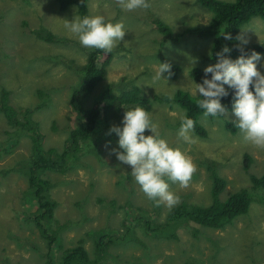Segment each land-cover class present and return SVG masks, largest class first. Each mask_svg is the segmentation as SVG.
<instances>
[{
    "label": "rangeland",
    "instance_id": "obj_1",
    "mask_svg": "<svg viewBox=\"0 0 264 264\" xmlns=\"http://www.w3.org/2000/svg\"><path fill=\"white\" fill-rule=\"evenodd\" d=\"M148 2L151 7L147 10L126 11L115 0L86 1L87 16L102 15L106 22L122 23L126 32L112 52L105 80L94 88L86 104L109 83L136 85L149 101L146 111L152 113L161 138L190 156L197 166L189 187L181 188L170 182L180 203L210 204L208 167L215 169L226 182L222 199L219 197L223 201L250 186L248 174L264 173V150L245 142L239 130L229 134L220 119V122L202 119L201 122L206 121L203 125L206 136L192 134L197 139L195 144L189 145L177 138L181 110L174 105L159 104L153 97H168L177 89L193 95L195 83L188 72L206 67L210 40L185 36L173 43L156 31L152 21L158 19L174 35L187 27L207 24L211 14L194 0ZM59 6L58 0H0V91L8 92L9 104L18 110L32 109L45 100L46 106L34 111L32 119L44 136L43 147L57 150H61L68 130L75 124L67 100L77 76L67 66L83 64L89 51L63 27V20L71 22L79 16L76 6L64 11ZM40 27L62 42L50 44L34 38L31 31ZM242 31H246L243 35L248 43L241 46L264 43V21L259 18L253 17L242 25L238 35ZM260 56L257 69L264 74V54ZM164 60L179 66L175 80L164 73L161 79H154L158 63ZM151 134L148 130L144 132L145 136ZM13 136H16V145L6 154L3 149L6 151L8 144L13 143H7ZM117 141L114 133L109 138L94 135L81 159L67 171L43 175L51 184L50 197L56 203L52 228L61 227L58 232L61 250L52 255L58 257L62 250L80 243L94 259L93 238L107 234L120 242L108 249L105 264H264V205L261 203H251L245 215L223 229L189 225L191 229H178L177 240L145 233L140 228L141 221L136 220V210L129 209L127 203L151 214L154 225L164 221L169 209L164 205L154 207L131 176L130 166L110 154L113 148L119 151ZM29 148L28 138L10 128L0 114V264H44V255L49 250L26 216L23 193L27 184L23 166L30 157ZM245 153L253 159L247 172L241 168ZM109 201H114L113 207ZM125 226L132 230L137 241L123 242Z\"/></svg>",
    "mask_w": 264,
    "mask_h": 264
},
{
    "label": "trees",
    "instance_id": "obj_2",
    "mask_svg": "<svg viewBox=\"0 0 264 264\" xmlns=\"http://www.w3.org/2000/svg\"><path fill=\"white\" fill-rule=\"evenodd\" d=\"M86 1L58 0V3L62 11L69 6H76L78 15L83 17L87 15ZM194 2L211 14L207 24L187 27L181 33L173 35L170 28L158 19H154L152 23L158 33L173 43H177L185 36L210 40L206 67L217 62L216 53L221 52L225 46L230 49V52L225 54L227 58L232 60L238 58L241 55L240 51L237 50V45H240V42L235 37L238 35L239 28L253 17L264 21V0H233L230 2L194 0ZM225 31L232 39L225 40L223 38L221 34ZM31 34L41 42L50 44L62 42L48 30L41 27L31 31ZM240 47L244 49L245 54H250L251 51L264 54V43L246 47L240 45ZM112 56V52L106 54L101 50L89 49L83 64L67 66L77 76L76 83L70 89L67 100L75 124L68 130L61 150L43 147L44 136L39 130L38 123L32 119L34 111L43 109L46 106L45 100L34 106L33 109L18 110L8 104V92L5 90L0 91V114L10 128L20 131L30 142V157L23 166V177L27 184L23 198L27 207V220L34 226L39 236L45 240L49 249L47 254L44 255V264H105L109 254L108 249L120 242L115 237L107 234L96 235L93 238V249L96 255L94 259L89 257L80 243L62 250L58 257L52 255V253L61 250L58 243V232L61 227L52 228L56 203L50 197L51 184L43 178V175L47 172L64 173L70 165L77 163L86 152L85 146L92 140L94 135L109 138L112 135L109 134L112 122H116L119 127L123 126L121 121L124 111L135 106H141L147 110L149 101L143 97L140 89L134 84L126 85L121 82L105 85L86 104V100L93 94L94 88L105 80L107 67ZM165 62L171 66V75L169 76L167 72L164 74L175 80L180 71L179 66L165 60L162 63ZM206 67L202 69L192 68L188 72L193 83L199 84L202 83L204 78H211V74L205 77L204 69ZM225 88L229 91V96L221 98V104L227 109L228 115L227 118L222 117L219 119L224 130L233 135L236 134L237 128L231 122L233 120L230 114L232 111V93L227 87ZM173 93L174 98L171 100L167 96H154L153 100L159 104L170 107L174 105L180 110H186L188 117L196 122L193 134L197 137H205L206 132L200 123L203 110L199 109L195 103L198 97L180 89L175 90ZM197 96H199V93H197ZM11 141L12 144L9 143ZM16 142V136H13L7 142L9 144L6 151L3 149V152L10 153ZM252 162L253 159L248 154H243L241 160L242 170L247 172L248 166ZM207 172L211 183L209 188L210 204L200 206L180 203L166 212L164 221L160 224L154 225V222L150 219L151 214H147L139 207L127 203L129 209L136 210L138 214L136 220L142 223L140 228L145 233L153 234L158 238L177 240L176 234L181 227L194 225L212 230L223 229L225 226L230 225L234 219L245 215L251 203L264 205V173L260 176L248 174L249 187L237 190L228 195L223 201H220L226 182L218 176L215 169L208 167ZM109 204L113 207L114 201H109ZM120 207L118 206V208ZM123 209L125 211V208ZM131 241L137 240L132 230L125 226L123 242Z\"/></svg>",
    "mask_w": 264,
    "mask_h": 264
},
{
    "label": "clouds",
    "instance_id": "obj_3",
    "mask_svg": "<svg viewBox=\"0 0 264 264\" xmlns=\"http://www.w3.org/2000/svg\"><path fill=\"white\" fill-rule=\"evenodd\" d=\"M115 2L126 11L147 10L151 7L148 0ZM63 27L77 38L82 47L101 50L106 54L113 52L126 34L122 23L106 22L102 15L76 16L71 22L63 20ZM243 32L246 31H242L235 39L241 45H246L248 40L244 38ZM221 35L225 40L232 39L227 31ZM237 50L241 55L235 60L225 56L230 52L227 46L216 53L217 62L204 69L205 77L211 74V78H204L202 83L194 84L193 96L198 97L196 106L203 110L200 123L203 126L206 121L220 122L219 118H227V109L221 104V98L229 96V91L224 87L226 85L232 93L231 115L234 119L231 122L243 135L245 142L264 150V74H261L256 64L261 56L255 51L245 54L240 45H237ZM170 68L167 62L158 63L154 79H161V74L166 72L170 76ZM167 98L173 99L174 93L168 94ZM178 117L180 128L177 138L189 145L195 144L197 139L192 135L195 120L188 117L186 110H181ZM202 119L206 121L201 122ZM121 124L122 127L116 125L109 129V134L114 133L118 137L119 148V151L111 149L110 154L130 166L131 176L154 207L164 205L169 210L176 207L180 197L171 190L170 182L179 184L181 188L189 187L197 166L190 156L161 138L152 121V113L143 107L135 106L124 111ZM146 130L152 134L145 136Z\"/></svg>",
    "mask_w": 264,
    "mask_h": 264
},
{
    "label": "flooded vegetation",
    "instance_id": "obj_4",
    "mask_svg": "<svg viewBox=\"0 0 264 264\" xmlns=\"http://www.w3.org/2000/svg\"><path fill=\"white\" fill-rule=\"evenodd\" d=\"M9 104V103H8ZM27 188V187H26Z\"/></svg>",
    "mask_w": 264,
    "mask_h": 264
}]
</instances>
